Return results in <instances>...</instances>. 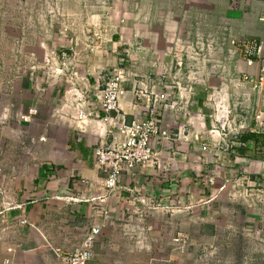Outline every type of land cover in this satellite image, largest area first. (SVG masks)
<instances>
[{"label":"crops","instance_id":"0c3cea01","mask_svg":"<svg viewBox=\"0 0 264 264\" xmlns=\"http://www.w3.org/2000/svg\"><path fill=\"white\" fill-rule=\"evenodd\" d=\"M77 13L47 47L64 77L53 80L37 63L13 87L0 79V264H62L57 250L83 249L95 227L88 264H264V127L254 120L258 99L229 89L232 77L257 73L232 41H264V0H81ZM119 67L128 76L120 99L128 121L147 117L132 108L137 81L169 93L159 118L172 132L191 122L202 129L208 95L222 89L245 120L246 146L176 143L169 154L155 140L160 159L123 173L106 203L92 201L107 195L95 150L116 136L111 121L79 127L69 89L92 96ZM177 83L195 90L188 114L171 107ZM31 108L38 115L23 122Z\"/></svg>","mask_w":264,"mask_h":264},{"label":"built area","instance_id":"2783aa9c","mask_svg":"<svg viewBox=\"0 0 264 264\" xmlns=\"http://www.w3.org/2000/svg\"><path fill=\"white\" fill-rule=\"evenodd\" d=\"M232 44L249 68H257V73L255 75L244 73L238 77H232L229 80V89L235 94H244L258 99L254 120L264 127V41L235 38ZM47 63L50 69L58 64L51 60H47ZM64 71V67L58 65L55 80L64 77ZM217 73L218 65L211 64L209 75L216 76ZM127 83L128 76L124 68L119 67L114 71L106 87L92 96L74 86L69 89V102L77 111L76 120L79 127H90L97 122L100 127H104L111 121L112 131L110 133L116 136L113 145L100 146L95 150L96 165L106 174L103 187L107 195L98 194L92 201L100 204L106 203L119 189L123 173H132L138 168H146L160 159L162 151H156L152 145L155 140L162 145L163 151H168L169 154L173 153L176 143H193L205 151L219 150L223 146L232 149L246 146L240 138L245 134V120L236 116L229 93L224 90L215 88L208 95L207 107L210 112L206 118L201 117L199 126L202 129L195 127V124L191 122L172 132L163 128L159 118L163 104L170 102L169 93L156 92L144 81H137L135 84L132 108L138 113L146 114L147 117H136L132 121L126 119V114L121 109L120 99ZM175 87L179 98L171 102V107L178 111H186L188 114L187 108L192 105L191 100L195 90L193 87L182 86L178 83ZM93 99L95 101H92ZM66 102H68L67 99ZM95 107L100 108L104 117L94 112ZM114 112L122 113L121 118H113ZM38 113L36 108H31L22 117V121L30 123ZM59 200L68 203L83 202L78 197H65ZM141 201L150 207L147 199L142 197ZM99 234L100 228H93L83 249L72 253L57 250L61 263L88 264L93 256L89 249ZM175 242L182 247V250L186 246L182 238L178 237ZM5 264H9L8 261Z\"/></svg>","mask_w":264,"mask_h":264},{"label":"rangeland","instance_id":"374dc122","mask_svg":"<svg viewBox=\"0 0 264 264\" xmlns=\"http://www.w3.org/2000/svg\"><path fill=\"white\" fill-rule=\"evenodd\" d=\"M80 10L81 0H0V79L12 80L13 87L38 63V70L55 80L60 63L48 43L57 30L75 23ZM47 60L58 64L50 69Z\"/></svg>","mask_w":264,"mask_h":264},{"label":"water","instance_id":"95a60500","mask_svg":"<svg viewBox=\"0 0 264 264\" xmlns=\"http://www.w3.org/2000/svg\"><path fill=\"white\" fill-rule=\"evenodd\" d=\"M113 114L115 115V112Z\"/></svg>","mask_w":264,"mask_h":264}]
</instances>
